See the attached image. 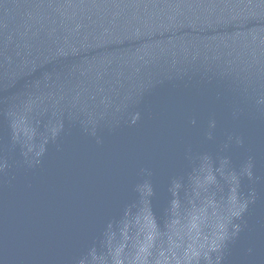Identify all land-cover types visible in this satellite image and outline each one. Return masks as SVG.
Listing matches in <instances>:
<instances>
[{"label": "water", "instance_id": "obj_1", "mask_svg": "<svg viewBox=\"0 0 264 264\" xmlns=\"http://www.w3.org/2000/svg\"><path fill=\"white\" fill-rule=\"evenodd\" d=\"M0 264H264V0H0Z\"/></svg>", "mask_w": 264, "mask_h": 264}]
</instances>
